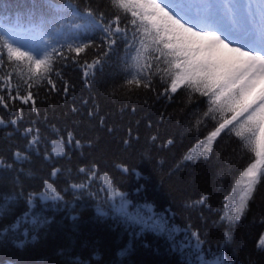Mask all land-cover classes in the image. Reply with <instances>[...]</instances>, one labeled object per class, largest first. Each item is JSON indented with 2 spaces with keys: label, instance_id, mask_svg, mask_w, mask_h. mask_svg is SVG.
Returning <instances> with one entry per match:
<instances>
[{
  "label": "trees",
  "instance_id": "1",
  "mask_svg": "<svg viewBox=\"0 0 264 264\" xmlns=\"http://www.w3.org/2000/svg\"><path fill=\"white\" fill-rule=\"evenodd\" d=\"M89 3L111 17L109 0H73L81 11ZM30 9L49 11L45 0H0V16ZM64 15L65 23H83L71 11ZM125 22L122 18L121 23ZM64 32L66 36L59 39L84 36L82 29L66 28ZM88 36L100 42L98 32ZM97 54L89 48L79 59L91 61ZM59 67L63 80L57 79L58 90L41 87L36 111L12 102L23 109L17 126L7 123L17 118L16 113L0 107V118L6 121L0 125V160L14 164L13 169H0V203L6 196H17L0 217V231L28 211L27 194L41 190L45 180L52 181L63 196L59 202L38 203L34 209L48 223L40 227L24 224L0 238V264H195L194 251L181 250L185 242L195 243L193 232L199 235L201 255L207 258L219 256L224 264H264V249L257 246L264 234V182L257 186L239 223L229 229L220 219L225 197L232 194L235 180L251 157L239 138L221 133L208 158L184 159L212 130L210 119L199 130L194 127L196 116L206 111L205 98L197 95L189 101L182 91L169 98L162 94L164 86L158 78L153 81L155 91L122 89L127 76L123 40L97 66L94 76L85 78L82 68L71 62ZM29 127L39 129V142L32 149H27L24 135ZM68 132L73 133V143L66 145L65 155H55L51 141L66 140ZM168 139L173 140L171 145H166ZM17 150H27L29 159L15 162ZM93 165L97 175L89 181L79 169ZM53 169L60 170L55 177L51 176ZM105 175L134 207L150 206L169 228L178 229L175 239L168 232L142 231L110 210L98 215L97 207L108 209L110 199L102 179ZM80 183L85 184L83 189L72 187ZM202 196L206 198L203 204L194 203ZM229 230L231 238L226 240L224 233Z\"/></svg>",
  "mask_w": 264,
  "mask_h": 264
},
{
  "label": "snow or ice",
  "instance_id": "2",
  "mask_svg": "<svg viewBox=\"0 0 264 264\" xmlns=\"http://www.w3.org/2000/svg\"><path fill=\"white\" fill-rule=\"evenodd\" d=\"M45 3L47 12L30 9L15 16H0V107L17 115L7 123L17 126L23 115V109L12 102L30 105L36 111V96L41 87L50 92L58 90L57 79L63 80L59 65L78 64L85 78L94 76L97 66L102 65L117 42L123 40L127 76L120 85L122 89L155 91L153 81L158 78L164 86L162 94L169 98L181 91L189 101L197 95L205 98L206 111L196 116L194 127L199 130V125L207 119L214 124L195 149L185 155V160L199 156L208 158L221 133L234 134L243 149L251 154L235 180L232 194L225 197L227 202L220 217L229 229L239 223L254 199L257 186L264 182V0H248L246 4L242 0H109L111 17H106L99 6L93 7L91 3L82 11L73 0L59 5L53 0H45ZM68 11L83 23H65L64 13ZM122 18L126 21L123 24ZM66 28L82 29L83 38L74 35L71 40L59 39L66 36ZM97 32L99 43L88 36V33ZM89 48H95L98 54L91 61L79 59ZM63 90L67 92L66 83ZM4 124L5 119L0 118V125ZM24 135L27 149L38 144L39 129L25 128ZM156 139L152 137L153 141ZM73 140L72 132L67 133L66 140H52V153L65 155L66 145ZM75 143L79 146L80 142L76 140ZM172 143V139L166 141V145ZM28 159L27 150L14 152L15 162ZM13 167V163L0 160V169ZM59 171L53 169L51 176L55 177ZM79 171L89 181L97 175L95 165ZM102 179L110 199L108 209L103 205L97 207L98 215H107L110 210L125 223L139 225L142 231L168 232L169 237L175 239L178 229L169 228L164 218L157 217L150 206L134 207L107 175ZM72 187L83 189L85 184ZM62 199L55 184L45 180L41 190L27 194L28 211L0 231V238L9 231L17 232L24 224L40 227L48 223L47 218L35 213L34 209L38 203ZM205 199L202 196L194 203L203 204ZM16 200L15 195L4 197V202L0 203V217ZM23 235L28 237L27 228ZM191 235L195 243L185 242L181 250L184 247L193 250L195 264H224L219 256L201 255L199 235L195 232ZM224 237L231 238L230 230ZM257 246L264 249V234Z\"/></svg>",
  "mask_w": 264,
  "mask_h": 264
},
{
  "label": "rangeland",
  "instance_id": "3",
  "mask_svg": "<svg viewBox=\"0 0 264 264\" xmlns=\"http://www.w3.org/2000/svg\"><path fill=\"white\" fill-rule=\"evenodd\" d=\"M245 1H247V0H245ZM245 1H242V2L246 4L247 2H245Z\"/></svg>",
  "mask_w": 264,
  "mask_h": 264
}]
</instances>
